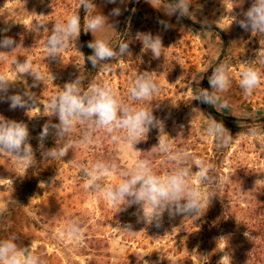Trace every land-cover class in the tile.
Listing matches in <instances>:
<instances>
[{
  "label": "rangeland",
  "instance_id": "374dc122",
  "mask_svg": "<svg viewBox=\"0 0 264 264\" xmlns=\"http://www.w3.org/2000/svg\"><path fill=\"white\" fill-rule=\"evenodd\" d=\"M252 2L193 0V18L177 19L176 16H164L162 10L154 8L160 6L155 0L154 7L148 0H135L133 15L136 20L129 39L131 53L113 60L111 70L99 68L90 80L110 82L121 98L127 99L135 74L144 70L157 72L155 79L160 90L152 101L159 105L154 114L165 121L167 135L162 134L164 138L173 144L174 149H184L212 163L218 177L228 178L219 188L213 189L217 196L212 198L207 209L213 234L211 254L217 264L225 252L229 258L223 264L233 263L234 240L231 238L238 234L247 238V232L264 247V182L255 185L257 179H264V65L254 60L264 45H260L259 37L244 31L236 23L242 18L240 13L246 11ZM95 3L96 11L100 10L106 16L114 7H125L108 4L106 0H96ZM131 3L132 0L126 7ZM80 10V0H0V29L10 27L6 34L20 44L14 52L7 54V60H0V72L10 80L17 79L13 60L22 61L29 57L45 77L44 85L32 89L45 107L66 82L80 75L83 55L78 39L76 47L73 44L62 53L61 62L50 61L46 58L45 48L49 32L35 31L36 24L44 22L51 28L54 23L79 14ZM40 14L46 16H37ZM122 15L109 17L113 29L106 25L102 32L95 34L96 37L110 41L115 38ZM159 19L169 21L171 27L165 30L158 24ZM138 32L159 33L167 48L164 56L153 59L151 52H142V44L135 39ZM89 35L93 40V35ZM223 38L227 40L224 49ZM245 61H250L262 73L260 86L250 96L239 86ZM220 62L227 63L231 69V85L221 94V102L227 100L229 106L220 108L218 104L216 109L213 107L215 112L230 118L229 124L234 128H227L234 143L226 149H218L203 135L204 127L213 118L193 100L203 79H207L209 87L208 76ZM31 82L28 78V83ZM17 87L22 85L17 82ZM43 105H40L41 111ZM44 114L51 115V112ZM0 115L28 123L34 152H40L35 137L49 117L40 116L39 109L27 114L20 109L9 111L7 103H0ZM51 119L57 122L54 117ZM252 128L257 129V135H250ZM74 134L78 135L79 131ZM158 136V130H151L146 140L135 145V149L141 151L137 152L124 140L112 142L100 131L94 135L92 143L72 149L63 160L45 162L37 172L39 177L30 196L24 189L25 166L18 165L11 156L0 155V209H4L0 214V239L18 235V242L23 245L32 242L34 253L46 264H89L92 258H96L93 254L98 252L99 244L95 238L101 240L102 252L110 255V264H143L144 260L149 264H161V256L175 262L203 264L196 234L191 232L187 236L184 228L188 223L179 215L169 218L165 214L163 223L170 224L171 228L162 234L155 225L138 222L133 214L135 207L119 212V206H110L102 195L90 194L85 188L80 165L91 166L97 160L115 161L119 167L128 168L136 159L150 156L158 174L169 173L173 164L164 154L147 152L158 144ZM50 138L53 136L47 140ZM119 179L114 174L105 183L118 184ZM41 182L45 186H39ZM73 218H78L84 226V241L80 245L67 243L58 233V229ZM125 224H131L136 233L122 231L119 226ZM221 236L227 240L218 241ZM227 243V248L222 251ZM262 247L260 256L264 257Z\"/></svg>",
  "mask_w": 264,
  "mask_h": 264
},
{
  "label": "clouds",
  "instance_id": "9594fccd",
  "mask_svg": "<svg viewBox=\"0 0 264 264\" xmlns=\"http://www.w3.org/2000/svg\"><path fill=\"white\" fill-rule=\"evenodd\" d=\"M130 0H106L117 6L104 15L97 12L95 0H80L81 9L86 13L83 18L73 14L66 21H58L48 27L47 23L36 24L35 31L49 32L45 48L50 61L61 62L62 53L73 44L76 47L81 32L91 33L94 37L87 47L92 53L85 57L93 68L98 66L102 70H111L109 62L119 57L128 55L130 42L121 40L118 43L106 38H97L96 33L102 32L105 26L113 29L109 17H119L127 10L126 4ZM153 6V0H148ZM169 18L176 16L193 18L191 11L193 0H155ZM242 3V0H241ZM90 13V15H88ZM37 16H46L43 14ZM242 18L236 20L238 26L253 36L259 37L260 45H264V0H253L246 11L240 13ZM158 24L165 30L171 27L169 21L159 19ZM220 22V21H219ZM217 22V24L219 23ZM10 27L0 29V60H7L8 55L18 47L16 39L7 35ZM135 39L142 44V52H151L153 59L164 56L167 49L163 45L159 33L138 32ZM264 65V49L256 53L254 59ZM13 71L17 79L10 80L0 72V103H7L9 111L17 109L27 113L33 109L40 110V116L49 119L41 126L35 137L37 147L41 152L42 160H63L68 153L80 146L93 142L94 135L103 131L112 142L124 140L135 151V145L147 139L151 130L159 131L158 144L149 151L150 154H164L168 162L173 164L172 170L165 174H158L152 164L151 157L138 158L128 168H121L115 161L97 160L91 166L80 165L81 174L85 181V188L90 194H100L110 206H119V212L135 207L133 213L138 222L146 225H155L160 228L165 214L169 218L183 216L184 218L198 219L203 216L210 206L212 198L217 196L213 189L219 188L228 178L218 177L212 163L197 158L194 154L184 149H174L173 144L164 138L165 121L154 114L159 105H154L152 98L160 90L155 76L156 71H140L134 75V80L128 89L127 99L121 98L110 82L95 83L86 81L81 73L74 80L66 82L60 91L52 96L47 107L40 102L39 96L32 89L44 85L45 77L38 66H34L29 57L22 61L13 60ZM246 67L240 73L239 86L246 95H252L262 82V73L258 67L252 66L250 61H245ZM52 79L54 76L50 72ZM31 78V84L28 83ZM17 82L22 87H17ZM208 88H201L193 100L217 108H227L228 102H221V94L225 93L231 85V69L225 62H220L208 76ZM40 105H43L41 111ZM51 115H45L46 111ZM198 110V109H193ZM54 117L57 122L51 119ZM79 128V134L74 135ZM250 135H257V129L249 130ZM167 135V134H166ZM203 135L211 139L218 149L230 148L234 143L233 135L223 122L215 119L206 124ZM49 136L55 137V146L46 148L45 142ZM169 136V135H168ZM99 139L98 136L95 137ZM31 133L28 123L22 120L6 118L0 115V155H8L15 159L18 165L31 168L37 161L31 144ZM114 174L119 176L118 184L105 183V180ZM56 177L52 179V183ZM264 182V179H257ZM45 186L41 182L39 186ZM4 209H0L3 214ZM122 231L135 234L131 224L119 226ZM59 236L69 244L80 245L84 241V226L78 218L69 220L61 229ZM246 237L249 234L245 233ZM18 235H11L0 239V264H46L45 260L35 254L30 245L25 246L18 242ZM227 240L219 237L218 241ZM228 246L223 248L224 251ZM229 258V254L221 257L218 264ZM161 259L162 256H161ZM143 264H149L144 260Z\"/></svg>",
  "mask_w": 264,
  "mask_h": 264
},
{
  "label": "trees",
  "instance_id": "16d2710c",
  "mask_svg": "<svg viewBox=\"0 0 264 264\" xmlns=\"http://www.w3.org/2000/svg\"><path fill=\"white\" fill-rule=\"evenodd\" d=\"M96 1V0H95ZM135 0H132V3L127 7V10L124 11L119 27L117 29V33L115 38H113L111 41L118 43L121 40H127L132 37L133 35V26L135 24V15L133 12V4ZM85 12L83 9L80 10L79 15L83 18ZM80 43L82 46V54L87 57L92 53V50L87 47V44L90 39L89 33L81 32V35L79 37ZM227 45L226 38H223V49ZM83 56V67L81 76L86 81H90L93 76H95L99 71V66L97 68H93L90 62L85 60V57ZM113 62V61H111ZM109 62V63H111ZM207 79H203L201 88H208L207 86ZM196 105L205 110L213 119L223 122L226 128L234 129L231 124H229L230 118L223 116L222 114H219L215 112L214 108L210 105L203 104L200 101L196 100ZM77 131H80L79 128L76 129ZM76 135V134H74ZM46 148H51L55 146V137L50 138L45 143ZM36 162L34 163V166L31 168H26L25 170V184L24 189L27 192V195L30 196L33 192V187L35 186L37 182L38 176V170L40 167L50 159H44L42 160L41 152H37L35 154ZM179 218L184 219L186 223H188V226L184 228L185 233H187V236L191 235V232H195L196 238L199 242V249L202 252V258H203V264H217L216 260L214 259V256L211 254V244L213 243V234L208 222V213L207 210L203 216H201L198 219L194 218H184L183 216H179ZM150 226V225H149ZM176 226V225H175ZM171 228L170 224L163 223L162 226L159 228L162 234H165L168 232ZM252 235V234H251ZM233 241L232 245V251H233V258H232V264H264V257H261V243L255 241L253 237H247L245 238L241 234H238L236 237L231 238ZM95 242L99 244L98 246V252L96 254H93L96 258H92L89 264H110L109 258L110 255L108 253H104L103 246L100 245L101 240H98L95 238ZM264 248V247H262ZM264 251V250H262ZM264 256V255H262ZM106 259V260H105ZM132 257L129 259L132 262ZM125 264V263H123ZM161 264H189L187 262H175L167 258H163V262Z\"/></svg>",
  "mask_w": 264,
  "mask_h": 264
}]
</instances>
